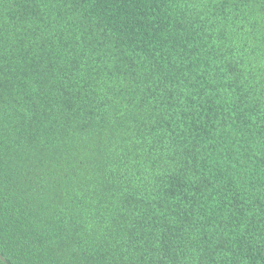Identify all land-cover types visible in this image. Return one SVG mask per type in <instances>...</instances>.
<instances>
[{
    "label": "trees",
    "instance_id": "1",
    "mask_svg": "<svg viewBox=\"0 0 264 264\" xmlns=\"http://www.w3.org/2000/svg\"><path fill=\"white\" fill-rule=\"evenodd\" d=\"M0 254L264 264V0H0Z\"/></svg>",
    "mask_w": 264,
    "mask_h": 264
},
{
    "label": "water",
    "instance_id": "2",
    "mask_svg": "<svg viewBox=\"0 0 264 264\" xmlns=\"http://www.w3.org/2000/svg\"><path fill=\"white\" fill-rule=\"evenodd\" d=\"M0 260L2 261V262H4L5 264H9V263H7L6 262V260L4 259V257L0 254Z\"/></svg>",
    "mask_w": 264,
    "mask_h": 264
}]
</instances>
